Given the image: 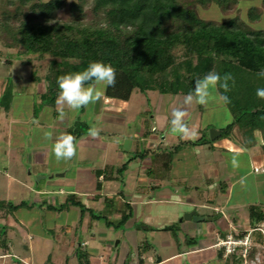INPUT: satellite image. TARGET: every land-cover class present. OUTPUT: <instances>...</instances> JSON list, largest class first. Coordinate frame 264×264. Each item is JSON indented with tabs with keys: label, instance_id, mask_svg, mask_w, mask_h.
Wrapping results in <instances>:
<instances>
[{
	"label": "rangeland",
	"instance_id": "rangeland-1",
	"mask_svg": "<svg viewBox=\"0 0 264 264\" xmlns=\"http://www.w3.org/2000/svg\"><path fill=\"white\" fill-rule=\"evenodd\" d=\"M70 1L66 0L67 4ZM194 8L198 16L205 20L221 22L236 16L246 28L264 30V7L260 0H240L224 10L213 3L205 8L198 5ZM250 8L260 11L259 19L251 21L247 18ZM85 11V21H89L91 15L88 6ZM57 17L60 20L69 17L67 6L57 12ZM7 40L0 37V95L7 87L11 90L9 109L6 111L0 106V200L11 204L23 201L31 207L14 212L7 211L8 208L6 211L0 210V230H5L9 243L8 254L1 255L4 250L0 246V264H18L17 261L22 264H46L48 261L51 264H77L73 250L78 242L82 243L84 250L93 252L92 264H103L106 255L111 259L116 257L113 264H133L137 257L136 249L142 250L140 245L144 239L152 245L144 255L147 261L148 257L156 259L158 255L164 257L178 249H189L201 239H207L206 243L213 247L219 240L214 234H196L195 242L186 244L183 238L191 234L184 229L178 230L176 237L170 232L154 230L150 234L141 229L146 223V212L155 215L153 209L161 210L163 207L164 210L170 206L177 213L179 208L187 207L185 195L194 196L193 208L198 216L207 215L211 229L217 227L220 230L225 225H222V219L227 217H234L245 230L264 223V220L251 223L247 216L249 205L257 204V209L264 206V172L258 158L251 157L245 148L240 146V151H234L233 145H238V139H241L237 127L228 137L213 140L212 147L210 143L180 144L177 136L170 133V122L172 112L182 104L174 96L156 91L140 93L134 90L127 101L103 96L104 101L79 110L57 103L56 110L47 105L40 107L39 93L44 89L43 76L50 57L26 54L20 46H7ZM33 72L38 81L31 78ZM98 87L104 91L102 85ZM102 105L115 110L118 115L105 114L101 111ZM185 107L186 123L198 131L197 138L192 140L203 135L210 140L211 129L218 130L232 119L229 108L217 91L206 106L192 103ZM157 117H164L167 121L162 122L165 126L162 133L164 139L153 132ZM11 118L22 126L20 147L14 145L10 137ZM76 121L88 126L82 136L75 138L77 156L72 160L57 161L52 145L58 136L68 134V128ZM93 128L99 131L97 137L89 135V130ZM47 131L52 132L51 140L44 136ZM175 145L178 146L177 153L172 150ZM145 151L150 160L140 157L139 153ZM233 157L237 161L236 167L232 164ZM125 162L126 170L119 176L117 169ZM209 165L213 169L211 180L217 183L213 188L205 187ZM96 170L106 171L110 177V181L102 182L99 191L103 197L99 202L89 196L98 193L99 188L97 185L95 187ZM155 182L156 189L151 188L150 183ZM195 186L200 189L195 190ZM60 188L62 191L58 192ZM157 188L162 189L160 192L168 190L172 194L178 190L179 200L164 204L157 200L154 204L137 205L132 215L122 225L115 227L127 210L119 197L106 195H112L119 189L123 191L125 199L141 200L150 195L159 199ZM69 189L74 190L76 198L94 212H104L111 225L107 226L105 221L94 219L88 213L80 220V210L74 206L55 212L38 206L50 202L59 205L64 202ZM214 206H217L216 210ZM179 213L183 217L186 211ZM172 218V215H157L153 223L156 226L164 225ZM170 224L178 226L177 220ZM222 231V234L226 233V230ZM242 234L239 232V236ZM249 234L253 240L262 241L259 228L251 229ZM142 236L145 238L142 239ZM220 237L225 239L226 236ZM163 240L172 243L166 245L162 243ZM178 240L181 243L179 248L176 245ZM220 250L223 254V250ZM261 250L255 251L252 260L248 256L246 260L241 259L237 252L229 255L227 260L235 264H264ZM168 264L224 263L209 248L188 254L186 260L175 258Z\"/></svg>",
	"mask_w": 264,
	"mask_h": 264
},
{
	"label": "trees",
	"instance_id": "trees-1",
	"mask_svg": "<svg viewBox=\"0 0 264 264\" xmlns=\"http://www.w3.org/2000/svg\"><path fill=\"white\" fill-rule=\"evenodd\" d=\"M239 1L72 0L67 4L66 0H0V37L8 39L7 46H20L26 54L50 57L43 76L44 89L39 93V106L47 105L53 110L59 92L57 77L82 71L91 61H103L116 69L115 86L104 89V96L121 101H127L134 90L188 95L196 82L209 72L219 73L221 77L230 74L228 90L218 86L216 91L221 99L229 98L227 103L222 101L232 119L219 128L220 135L215 140L228 137L237 127L242 145L250 147L256 144L255 133L258 132L264 157V100L256 96V90L264 88V78L257 75L264 69V30L246 28L236 16L221 22L205 20L194 8L195 5L205 8L213 3L224 10ZM260 2L264 7V0ZM66 6L69 17L60 20L57 12ZM86 6L91 15L89 21H85ZM260 15V11L253 8L247 12L251 21L259 19ZM31 78L38 81L34 72ZM10 100L11 90L7 87L0 95V106L6 111ZM87 129L85 123L76 121L67 133L78 138ZM212 142L203 135L188 144L211 145ZM172 148L176 153L178 146ZM146 152L139 153L140 157H145ZM126 167L127 162L117 169V174L120 176ZM95 173L97 178L110 179L106 171L96 170ZM99 186L97 184V188ZM38 206L52 211L74 206L80 210V220L88 213L111 225L104 212H94L74 193H68L57 206L51 203ZM126 206L127 213L115 227L131 215L130 206ZM29 207L31 205L23 201L11 204L0 200L1 211L8 208L7 211L14 212ZM248 216L251 223L264 220V212L256 205H249ZM163 229L176 237L179 227L171 224ZM185 240L191 244L195 239L185 237ZM0 246L4 251L8 249L4 229L0 230ZM256 250L258 248L252 246L247 258L252 259ZM73 256L77 264H91L89 253L81 244L74 248ZM226 264L235 263L226 260Z\"/></svg>",
	"mask_w": 264,
	"mask_h": 264
},
{
	"label": "crops",
	"instance_id": "crops-1",
	"mask_svg": "<svg viewBox=\"0 0 264 264\" xmlns=\"http://www.w3.org/2000/svg\"><path fill=\"white\" fill-rule=\"evenodd\" d=\"M173 96L175 97V99H177V101H180L181 104H182V106L180 105L177 108V110H187V108L185 107V105H186L185 104V97L187 95L176 94V95H173ZM101 101H104L103 98L101 99ZM183 102H184V104H183ZM174 104H176V103H174ZM55 108H56V105H55ZM101 108H102L101 111L104 112L105 114H108V115H118V113L115 112V110L109 109L108 107H105L104 105H102ZM165 119L166 118H164V117L163 118L157 117V121H155V127H154V130H153V132L158 133V135L159 134L161 135V139H164L165 138V135H162V133H163V131L165 129L164 123H162V122H164ZM9 121H11L10 122L11 128H10L9 133H10V137H12V143L14 145H16L17 147H20V145L22 144V140L21 139H22V134H23L22 133V130L20 129V127L22 128V126H20V122L14 121L12 118ZM166 122L167 121H165V123ZM0 131H1V129H0ZM255 138L257 139L256 144L253 145V146H250V147L243 146L242 143H241V139H238V145H233V149H234L235 152H238V151L241 150L239 148L240 146H242L243 148H245L248 151V153H250L251 157L253 156V157H257L258 158L259 163L262 164V166H263V169H261V171L264 172V157H263V154H262V151H261V147H260L261 139H260V135H259L258 132L255 133ZM176 139H179V143L180 144L181 143L182 144H188L189 141H193L192 139L183 140L179 136H177ZM212 146L213 145H211V147ZM146 159L148 160L149 157L148 156H145V157H143L142 160H146ZM254 159L255 158H253V161H254ZM148 163L149 164H152L149 161H148ZM171 168H173V167L171 166ZM208 169H209V172L205 174V182H206V185H207L205 187H211V188L216 187L217 186V183L214 182V179L211 180V177H210V173H213L212 172L213 171L212 166L209 165L208 166ZM254 170H256V167H254ZM103 181H110V179H103L102 176H99L98 178L96 177L95 178V182H97V183H95V187H96L97 184H100L99 189L97 188L98 189V193H91V194H89V196L90 197H93L94 198V201H96V202H99L100 199H101V197H103L102 196L103 194H101L100 191H99V190H101V185H102V182ZM160 184H162V183H160ZM230 184L232 185V183H230ZM150 187L156 189L157 183L156 182L153 183V184L150 183ZM194 188H195V190L200 189L197 186H195ZM157 190H158L157 192H158L159 199H156V198H154V196H151V195L150 196H147L144 199L141 198V200H138V199H135L134 200L133 198H130V197H127L128 199H125V196H124L123 191L122 190H119V189H117L116 193H114L112 195H106V196L107 197L112 196V197H115V198L116 197H119L125 210H127V208H128L126 206L127 204H128V206H130L129 207V211H131V215H132L133 209L136 210V206L137 205H141L142 203L144 205H147V204H154V203H156V202L159 201V202H161V203L164 204V203H168L170 201L173 202L174 200H177L178 199V192H179L178 190H176L174 194L169 193L168 190L165 191V192H160L162 190L161 188H157ZM41 191L44 192V191H47V190H41ZM61 191H62L61 188L58 189V192H61ZM68 193H74L75 194L74 190H72V189H69L68 192H66V195ZM225 193H226L225 195H228L227 192H225ZM137 196L138 195H135V197H137ZM185 196L187 197V201H186L187 207H184L183 206V207L179 208L178 209L179 212H183V211L188 212V211H190L193 214H195V215L198 216V213L193 208L194 203H195L194 196H191V197L188 196V195H185ZM82 203H84V202H82ZM251 205H257V204H251ZM201 206H207V205L206 204H202ZM216 208H217V206H214V209L215 210H216ZM165 209L163 210V207H162L161 210H159V209L158 210H154L153 209L152 211L154 212L155 215L146 212L145 213V216H144V220L146 221V223L143 224V226L141 227V229L142 230H145V231L147 230L150 234L153 233L154 230L170 232L168 230H164L163 228L165 226L171 225L170 224L171 222L173 223L175 220H177L179 230L184 229L186 232H188L189 234H191V236H190L191 238H194V236L196 234H199V233L205 234V235H208V236H210L211 234L212 235L214 234V235H217L218 238H221L220 236H223V235H224L223 237H225L227 235H231V236L234 235L235 237H237V236H239V232H241V233L243 232V234L240 235V236H244V235L248 234V236L251 239V243H252L251 247L252 246H256V248H258L257 251H259L260 249H263L261 251L263 253L262 256H263V263H264V223L262 225L253 226L250 229L245 230L234 217H227V218L222 219L223 221L221 223H222V225H224V224L225 225L222 228H220V230L219 229H216L217 227L211 229V226H210V228L208 227L209 221H207V215L200 216V217H202V219L200 221H192L190 219H187V220L184 219L183 220V218L180 217L181 215H180L179 212L175 213L176 212V211H174L175 208H171L170 206H167V207H165ZM44 210L50 211V212H55V211L47 210V209H44ZM261 210L264 212V206H261ZM157 213H159V214H157ZM86 214L87 213H85V215H83V217L81 218V220L86 216ZM166 214L167 215H172L175 219L172 218V219H170L171 222L169 221L168 223H165L164 225H159V226H156L153 223L154 221H156L155 219H156L157 215H159L160 217H163ZM247 216H248V214H247ZM160 219H162V218H160ZM246 222L249 223V220L247 218H246ZM253 228H259V229H261L263 231L262 241H257L255 239L253 240V237L250 236L249 232ZM222 230H224V231L226 230V233L222 234V232H223ZM143 238H145V237L142 236V239ZM141 242L143 244H141L140 246H142L141 249L143 251L142 250L140 251L139 249H136L137 250L136 251L137 257H136L135 263H133V264H168L169 262L173 261L175 258L182 257L184 260H186V257H187L188 254H193V253H195L197 251L199 252V251L206 250V249H209V248H211V249L214 250L215 254L217 255V257L219 259V261H222L224 264H226V260L229 257V255L224 256V254H222L221 251H220V249L218 250L216 246H213L214 248L211 247V246H209L208 243H206L207 242V239H201V240L198 241L199 242L198 244H194L192 247H189V249H178L177 251L171 252L168 255L164 256V257L158 255L156 257V259H154L153 257H148L149 260L147 261L145 259L144 255L147 252L148 248H150L152 245L146 239L142 240ZM183 242L186 243V244H189L185 240V237L183 238ZM162 243L168 245V244H171L172 242L171 241H168V240H163ZM78 244H82V243L81 242H78ZM8 245H9V243H8ZM176 245H177V248L181 247V243L179 242V240L176 241ZM7 250L4 251V253H2L1 255L8 254V251ZM87 252L89 253L90 261L92 262V259L94 257L93 252H91L89 250ZM252 259H254V257ZM252 259H249V260H252ZM115 260H116V257L115 256H113V258L111 259L108 255H106V257L103 259V262L102 263L103 264H113L115 262Z\"/></svg>",
	"mask_w": 264,
	"mask_h": 264
},
{
	"label": "clouds",
	"instance_id": "clouds-1",
	"mask_svg": "<svg viewBox=\"0 0 264 264\" xmlns=\"http://www.w3.org/2000/svg\"><path fill=\"white\" fill-rule=\"evenodd\" d=\"M260 78H264V69L257 74ZM232 79L230 74H225L221 77L219 73L209 72L206 76L196 82L192 92L185 97V104L192 103L206 106L210 100L214 99V92L218 86L228 90L227 81ZM223 81V83H222ZM116 83V69L103 61H91L82 71L67 73L57 77V86L59 89L56 99L57 105H67L72 110L86 108L90 104H95L104 96V89L114 87ZM257 98L264 100V88L256 90ZM224 102H229L227 96H223ZM61 118L63 110L61 109ZM186 110H174L172 112L170 133L179 136L181 139H195L198 136V131L195 128H190L186 123ZM89 135L97 137L99 131L90 129ZM46 139H52V132L44 133ZM52 152L57 161L72 160L77 156V146L75 137L71 134H63L56 138L52 145ZM234 167L237 166L235 157L232 159Z\"/></svg>",
	"mask_w": 264,
	"mask_h": 264
},
{
	"label": "built area",
	"instance_id": "built-area-1",
	"mask_svg": "<svg viewBox=\"0 0 264 264\" xmlns=\"http://www.w3.org/2000/svg\"><path fill=\"white\" fill-rule=\"evenodd\" d=\"M260 231L263 234V231L261 229ZM251 245V239L248 234L237 237L227 235L225 239L219 238L218 243L214 244L217 249L223 250L224 256L231 255L237 252L241 259L243 258L244 260H246V257L248 256V252L251 248Z\"/></svg>",
	"mask_w": 264,
	"mask_h": 264
},
{
	"label": "water",
	"instance_id": "water-1",
	"mask_svg": "<svg viewBox=\"0 0 264 264\" xmlns=\"http://www.w3.org/2000/svg\"><path fill=\"white\" fill-rule=\"evenodd\" d=\"M219 135H220L219 130L211 129L209 131V139L212 140V141L215 140ZM182 218H184L186 220L190 219V220H193V221H200L202 219V217L197 216V215L193 214L190 211L184 213Z\"/></svg>",
	"mask_w": 264,
	"mask_h": 264
}]
</instances>
